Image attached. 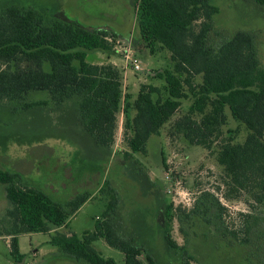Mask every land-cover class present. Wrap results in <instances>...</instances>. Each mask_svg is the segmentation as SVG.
I'll list each match as a JSON object with an SVG mask.
<instances>
[{"label": "trees", "instance_id": "trees-1", "mask_svg": "<svg viewBox=\"0 0 264 264\" xmlns=\"http://www.w3.org/2000/svg\"><path fill=\"white\" fill-rule=\"evenodd\" d=\"M132 6L135 35L126 32L119 36L70 20L46 21L36 8L15 1L0 3V103L19 101L31 107L61 104L76 97L84 129L108 149L114 141L117 116L122 113L123 140L131 153L145 154L149 138L160 134L166 124L168 136H181L189 144L210 149L218 140L214 151L222 169L225 197L245 193L250 206L264 212V67L253 35L239 30L214 46L210 32L218 8L210 0H135ZM118 38L139 42L151 54L163 50L169 54L168 67L149 71L150 80L139 82L134 97L124 92L121 70L115 65L86 61L90 51L115 53ZM32 90L47 91L49 99L26 102ZM184 99H191L186 112L171 122ZM226 110L247 130L242 142L233 141L231 129L228 136L221 137ZM163 165L166 167L164 159ZM0 184L8 202L0 220V237L9 238L10 255L17 264H25L18 235L32 232L51 234L49 243L76 262L116 264L93 247L92 243L102 238L123 253L124 264H156L142 245L119 235L114 228V197L94 229L84 231L79 238L64 229L69 217L91 194L77 195L62 204L41 188L22 183L19 173L8 170H0ZM210 208L217 216L223 210L214 195L204 192L190 214L201 215ZM172 216L169 203L165 206L166 243L187 257L170 235ZM240 216L245 226L251 215ZM249 229L250 225L231 234L246 248L254 247V257L261 256L260 245H249ZM251 261L248 255L246 264H253Z\"/></svg>", "mask_w": 264, "mask_h": 264}, {"label": "rangeland", "instance_id": "rangeland-1", "mask_svg": "<svg viewBox=\"0 0 264 264\" xmlns=\"http://www.w3.org/2000/svg\"><path fill=\"white\" fill-rule=\"evenodd\" d=\"M5 1L0 0V3ZM11 1L36 8L46 21L64 19L90 29H107L119 36L126 32L135 35L132 6L135 0ZM210 1L218 8L212 17L210 42L216 46L236 31H247L254 37L258 58L264 67V0ZM117 43L119 46L130 43L139 70H134L122 53L90 51L86 61L114 63L121 70L124 92L134 97L139 82L150 80L149 71L168 67L169 54L165 50L151 54L139 42L125 38H118ZM153 82L160 84L157 80ZM47 99V91L32 90L25 101ZM190 102L191 99L182 100L171 122L186 112ZM226 115L221 137L228 136L227 130L231 129L233 141L242 142L247 130L228 110ZM123 121V114L119 113L114 141L108 149L98 145L84 129L76 97L61 104L49 102L31 107L19 101L0 103V170L19 173L22 183L41 188L62 204L77 195L91 194L69 217L64 229L79 238L84 231L94 229L114 197L116 202L111 215L114 228L119 235L142 245L156 264H246L248 255L253 264L264 259V212L250 206L252 202H247L245 193L225 197L222 169L214 151L218 140L212 142L210 149L189 144L181 136H168L169 124H166L160 134L149 138L145 154L131 153L123 140ZM204 192L217 198L223 207L220 216L214 208L201 215L190 214ZM169 203L173 212L168 224L170 235L177 246L184 248L188 258L183 251L174 250L166 243L165 206ZM7 207L4 185L0 184V220ZM240 213L251 215L245 226H242ZM248 225L249 245H260L262 257L256 254L254 257V247L246 248L231 234L232 230ZM50 237L46 232L18 235L19 251L25 255V264H88L76 262L58 250L49 243ZM92 244L103 257L124 264L123 253L104 239L99 238ZM140 258L144 261L143 256ZM0 264H17L10 255L6 237H0Z\"/></svg>", "mask_w": 264, "mask_h": 264}, {"label": "built area", "instance_id": "built-area-1", "mask_svg": "<svg viewBox=\"0 0 264 264\" xmlns=\"http://www.w3.org/2000/svg\"><path fill=\"white\" fill-rule=\"evenodd\" d=\"M119 45L120 43H116V45L114 46L113 50L115 51V53H122V56L125 59V61L130 63L134 70H139L140 67L138 65V60L137 58L134 57L135 51L131 47L130 43L125 44L123 46H119ZM166 178L171 179V177L168 175H166Z\"/></svg>", "mask_w": 264, "mask_h": 264}, {"label": "crops", "instance_id": "crops-1", "mask_svg": "<svg viewBox=\"0 0 264 264\" xmlns=\"http://www.w3.org/2000/svg\"><path fill=\"white\" fill-rule=\"evenodd\" d=\"M110 63H112V62H110ZM114 64V63H113ZM9 238L8 237H6V240H8Z\"/></svg>", "mask_w": 264, "mask_h": 264}]
</instances>
